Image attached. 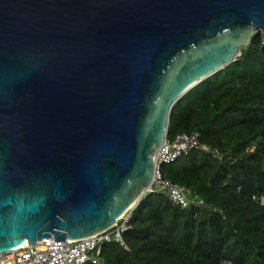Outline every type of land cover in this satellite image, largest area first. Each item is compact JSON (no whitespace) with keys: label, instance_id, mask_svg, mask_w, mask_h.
Instances as JSON below:
<instances>
[{"label":"water","instance_id":"obj_1","mask_svg":"<svg viewBox=\"0 0 264 264\" xmlns=\"http://www.w3.org/2000/svg\"><path fill=\"white\" fill-rule=\"evenodd\" d=\"M256 33L264 0H0V253L136 207L172 105Z\"/></svg>","mask_w":264,"mask_h":264},{"label":"trees","instance_id":"obj_2","mask_svg":"<svg viewBox=\"0 0 264 264\" xmlns=\"http://www.w3.org/2000/svg\"><path fill=\"white\" fill-rule=\"evenodd\" d=\"M235 60L171 107L166 137L197 133L212 151L191 149L162 164V176L202 200L181 208L164 191L144 194L104 264H264V45L259 33ZM85 264H92L90 262Z\"/></svg>","mask_w":264,"mask_h":264},{"label":"built area","instance_id":"obj_3","mask_svg":"<svg viewBox=\"0 0 264 264\" xmlns=\"http://www.w3.org/2000/svg\"><path fill=\"white\" fill-rule=\"evenodd\" d=\"M191 149L212 151L215 155L218 154L216 149L212 150L208 145L201 143L197 133H181L173 139L164 136L153 156V173L147 192L164 191L171 203L181 208L193 203H202V200L197 201L189 197L188 190L184 186L164 178L161 172L162 164L174 161L178 156ZM261 202H264L263 197ZM134 208L122 214L109 228L95 234L78 239L65 238L57 241H54V238L50 236V238H42L32 245L24 244L2 252L0 253V264H85L88 262L104 264L99 257L101 246L104 243L116 241L123 248L128 249L122 238V233L128 229V219Z\"/></svg>","mask_w":264,"mask_h":264},{"label":"bare ground","instance_id":"obj_4","mask_svg":"<svg viewBox=\"0 0 264 264\" xmlns=\"http://www.w3.org/2000/svg\"><path fill=\"white\" fill-rule=\"evenodd\" d=\"M24 244H27V240H25L23 243H21V244L18 245L17 247H19V246H23Z\"/></svg>","mask_w":264,"mask_h":264},{"label":"rangeland","instance_id":"obj_5","mask_svg":"<svg viewBox=\"0 0 264 264\" xmlns=\"http://www.w3.org/2000/svg\"><path fill=\"white\" fill-rule=\"evenodd\" d=\"M170 139V138H169Z\"/></svg>","mask_w":264,"mask_h":264}]
</instances>
